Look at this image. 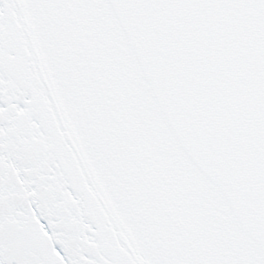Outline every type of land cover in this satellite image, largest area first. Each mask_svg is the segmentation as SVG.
Here are the masks:
<instances>
[{
	"label": "snow or ice",
	"instance_id": "1",
	"mask_svg": "<svg viewBox=\"0 0 264 264\" xmlns=\"http://www.w3.org/2000/svg\"><path fill=\"white\" fill-rule=\"evenodd\" d=\"M0 264H264V0H0Z\"/></svg>",
	"mask_w": 264,
	"mask_h": 264
}]
</instances>
